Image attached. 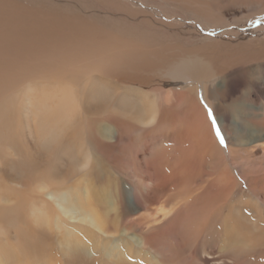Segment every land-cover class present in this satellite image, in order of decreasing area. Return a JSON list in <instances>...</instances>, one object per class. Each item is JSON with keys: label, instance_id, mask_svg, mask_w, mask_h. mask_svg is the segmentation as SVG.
Wrapping results in <instances>:
<instances>
[{"label": "bare ground", "instance_id": "1", "mask_svg": "<svg viewBox=\"0 0 264 264\" xmlns=\"http://www.w3.org/2000/svg\"><path fill=\"white\" fill-rule=\"evenodd\" d=\"M89 1L125 6L128 21L107 17L87 6ZM159 2L181 7L212 29L222 27L224 20L216 17L230 0ZM240 4L264 10V0ZM132 5L0 0V264H171L167 254H175L166 237L183 243L192 238L195 247L181 264L203 256L206 264H243L264 241L263 232L256 235V221L231 210L219 220L224 231L213 245L214 209L194 210L196 169L204 164L218 175L223 190L236 182L224 167L206 115L191 104L194 98L181 99L156 81L169 80L181 92L214 103L228 158L241 169L248 192L264 204V176H258L264 174L261 30L244 40L219 39L209 52L192 53L150 32L181 26L154 9L147 13L135 8L141 4ZM151 15L156 18H146ZM137 17L141 20L129 22ZM237 70L255 78L251 95L230 87ZM218 92L220 102L211 96ZM187 96L188 119L176 126L171 109ZM220 103L231 107L229 120ZM170 135L181 147H166L163 139ZM245 198L254 203L251 210L263 207L256 198ZM203 232L210 239L198 258ZM120 234L135 240H114ZM176 244L178 250L184 247Z\"/></svg>", "mask_w": 264, "mask_h": 264}, {"label": "rangeland", "instance_id": "2", "mask_svg": "<svg viewBox=\"0 0 264 264\" xmlns=\"http://www.w3.org/2000/svg\"><path fill=\"white\" fill-rule=\"evenodd\" d=\"M116 1L124 3L126 5H131V6H133L132 4H134V3L141 4L142 6H137V7L134 6V7L139 8L140 10H143L147 13L150 12V11H148L149 9H154L156 11V13H160L159 15L162 16L164 19L170 20L169 23L177 24L178 26H181L180 28L179 27L178 28H169L166 26V27H158V28L156 27V29H151V30L148 28L147 29L150 30V32L153 35L157 36L158 41L159 40L164 41V44H165V42H169L171 46L178 47V49H181L183 51H189V52L192 51V53H195V52L207 53L210 51L211 47L213 48V46L216 45L215 42H217L219 39H228L229 36H233V37L239 36V38L242 37L241 39L244 40V38H245L244 35L245 36L251 35V33L256 28L261 30L260 31L261 33H259V35L261 37H264V19H263L264 18V10L262 12V11H260V9H256L255 6L254 7H248V8L242 7L243 4H240V3H243V2L246 3L249 0H244V1L243 0H230V3H228L229 6L226 5V2H225V4H224L225 8L223 9V11H221L220 15H217V17H216V19L221 18L222 20H224L222 27H212V29L211 28L207 29L205 26H203L201 23H199V21H197L195 18H192L191 16L186 14V12L181 7L174 5V4H171V3H160L159 0H127V1L116 0ZM81 3L83 4L82 1H81ZM85 3L87 4V6H91L95 9H97L99 12L102 11L101 13L105 12L106 13L105 15L107 17H111V18L116 17V18H119L122 22L128 21L127 16H125V14H124L125 6L124 7L123 6L116 7L115 5H110L109 7L112 9L111 10L108 6L101 7L98 5V3L94 2V1H89L88 3L87 2H85ZM156 5L157 6L160 5L162 9L161 10L158 9L156 7ZM236 6H238V7H236ZM114 8L119 9V10H114V11H118V14L113 11ZM258 8H260V7H258ZM259 12H262V13H259ZM151 17L154 19L155 16L151 15L150 17H146V18L149 20H153ZM137 19L141 20L140 17H137L136 19H133L129 22H135V20H137ZM91 23L98 24V21H94ZM154 24H155V22H154ZM185 28L186 29H188V28L194 29L196 32L184 30ZM229 32H232V34H230ZM198 36L199 37L200 36L201 37H211V38H215L217 40L206 42L205 40L199 38ZM171 38H172V40H171ZM250 46L252 47L253 45H250ZM214 48H217V47H214ZM218 49L219 48H217V50ZM176 53L180 54L177 51H176ZM234 69H236V68H234ZM251 75H252V73L250 71L237 70L233 74V76L229 79L230 80V84H229L230 87L235 88V89H239V91H241V92L243 91L242 92L243 94L248 93L249 95H251V88L253 85L251 83L253 82L252 80L255 79V78H250ZM156 81H158L161 84H164V86L165 85L170 86V89H172V92L175 91L174 94L177 96H180L181 99L184 97V95H189V97L194 98V100H192L193 102L191 104L196 103L201 108L204 116L206 115L205 118H206L207 122H209L211 124L213 130L215 131L214 133H215L216 139L219 143L218 149L220 151V155L222 157H224V159H225L224 160V167H227V170L230 172V175H232L234 181L236 182L235 188L231 186V187H229L230 189L223 190L221 188L222 183L219 180L218 175H214L211 172V170H209L207 167L204 166V164H203V166L198 167L196 169L198 171V176L196 179L193 180L195 182L193 187L196 190L193 193V195H194V197L198 196V198L195 199L197 208L194 209V210H196V212L195 211L194 212L198 213L197 212L198 207H203V206H205L206 209H211V208L214 209V211H215L214 216L216 218H215V227L213 226V228H215V231L212 234L213 245L216 247V244L218 245V243L221 242V237L223 235L222 231H224V229L220 228V226H219V220L222 217H225L228 214V212L231 210H233V211L238 210V212H240L241 215H243L247 219L249 218L253 221H256L257 226L260 228L259 229L260 231H258V233L256 235H259L260 232L261 233L263 232V234H264V204L260 202V200L258 199V195L253 194L251 192H248L249 191L248 183L244 180V177L241 175L242 174L241 169L238 170V168H235L232 165V162L228 158L229 153H228V147H227V138H225V140L223 138L224 137L223 128H222V126H220V124L218 122V117L215 114L216 112H215L214 106L211 105L214 103H212V101H210V100H209L210 101V103H209V101H206L205 99L201 98L200 95L198 97H196V95H194L193 93H188V90L183 89V91L181 92V90L179 89L180 85H174L171 81L169 82V80L167 83H166L167 80L161 79V78L156 80ZM176 92L177 93L179 92V93L176 94ZM180 92H181V94H180ZM226 93L227 92L222 91L223 96ZM222 94L220 92H218V94H216V95L212 94L211 96L213 98H215V100L217 102H218V100L220 102ZM184 99H185L184 102H182L180 104V106L171 109V114L174 115L173 124H175L176 126H178V124L180 122H182L183 120H185L186 118L188 119L189 114L187 113V111H189V109H191L188 106L190 103L189 102L187 103V100H189L188 96H187V98L185 97ZM227 101H229L228 98H227ZM183 103H186V104L183 105ZM219 105H220L219 106L220 108L218 107L219 111H221L222 114H225L226 118H228V120H229L231 118V107L227 106L228 104H223V103H220ZM221 108H222V110H221ZM209 112H211V116H209ZM240 122L242 123V126L245 124L242 121H240ZM213 124H215V128L213 127ZM182 130H183V128H182ZM217 130L220 133V137L224 141L223 144H221L220 139L217 138V135H216ZM168 138H171V135L168 136ZM168 138L163 139L164 143L166 142L165 145L167 148H169V146H170V148H172L171 145L176 146V147H181V145H179V144L176 145L172 138H171L172 140H169ZM259 162H260L259 159L256 158V160L253 161V164L258 166ZM242 167L245 168V166H243V164H242ZM258 176H264V174L263 175L258 174ZM129 190H130V194H131V195L130 194L129 195L131 197V200H133V196H132L133 191L130 187H129ZM171 192H173V191H171ZM248 195H250L251 198H256L257 201H259L263 207L256 209V210H254V209L251 210L250 208L252 207L253 202L250 203L248 200H246L245 197ZM241 197L243 199L239 200V198H241ZM205 232H206V230H205ZM205 232L202 233V235L199 239L200 241L201 240L202 241L199 242L200 248L198 250V252H199L198 253L199 256H197L198 258L200 256L204 255V254L200 255V253L204 250V249L202 250V248H204L203 245L208 243L209 239H210V235L208 236V233H205ZM128 237L131 240H135L134 237H132V238H131V236H128ZM128 237L125 234H120L114 240L127 239ZM181 238H184V237L182 236ZM191 239L187 238L186 239L187 242L183 243L182 239H176L175 241H173V239L171 237L170 238L166 237L167 246L170 247L173 254H175L174 256H172L173 257L172 258V257H169L172 255V253L168 252V254H167L168 257L166 259L169 260L171 264H181V261H183L184 259H186V257H188L189 248L195 247V246H193ZM127 242H129V241H127ZM176 243L184 244L183 248H185V249L182 248V250L180 249L181 251L178 250ZM217 251H218V249H216V248L213 249V252H217ZM204 257H206V256H203V258ZM203 258L200 257V261H197L195 263L193 261H190V262H192V264H206L205 261L203 260ZM244 260H245V262L243 264H264V241L259 246V248H257L253 253L245 256ZM227 262L228 263L225 262V264H233V262H231V261H227ZM162 264H165L164 261ZM213 264H217V263H213ZM218 264H222V263H218Z\"/></svg>", "mask_w": 264, "mask_h": 264}, {"label": "snow or ice", "instance_id": "3", "mask_svg": "<svg viewBox=\"0 0 264 264\" xmlns=\"http://www.w3.org/2000/svg\"><path fill=\"white\" fill-rule=\"evenodd\" d=\"M209 116H211V112H209ZM213 127L215 128V124H213ZM216 135H217V138L220 139V143L223 144L224 141H223V139L220 137V133H219L218 130H217V132H216Z\"/></svg>", "mask_w": 264, "mask_h": 264}]
</instances>
